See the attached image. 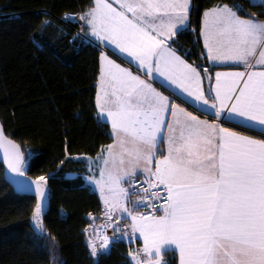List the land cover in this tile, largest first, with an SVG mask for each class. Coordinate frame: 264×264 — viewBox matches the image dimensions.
Returning a JSON list of instances; mask_svg holds the SVG:
<instances>
[{"label": "snow or ice", "instance_id": "6c2138e0", "mask_svg": "<svg viewBox=\"0 0 264 264\" xmlns=\"http://www.w3.org/2000/svg\"><path fill=\"white\" fill-rule=\"evenodd\" d=\"M114 3L118 7L110 0H94L80 17L93 36L126 54L129 63L136 61L146 76L164 77L189 97L194 93L183 81L194 83L195 100L214 110L217 121L236 117L243 127L258 128L264 136V22L241 18L238 12L243 9L227 4L204 13L201 35L206 58L245 67L215 73V88L210 89L214 95L209 98L199 90L200 71L169 44L188 19L190 0ZM101 60L95 103L98 117L110 122L115 142L100 158L103 167L95 183L108 219L119 209L131 218L132 233L143 238L146 259H137L139 253L132 259L136 264H164L162 253L171 249L178 253L179 264H264V139L201 120L107 55L102 54ZM169 116L175 121H169ZM161 144L166 145L165 152L158 147ZM0 148L5 149L9 167L23 175L19 146L5 137L2 127ZM140 169L148 185L145 194L161 201L162 209L145 204L143 198L132 202L134 208L126 206L129 193L122 184ZM46 183L44 176L35 181L41 202ZM141 206L153 211L137 214ZM161 210L163 214L156 215ZM41 211L38 203L35 220ZM110 243L105 236L100 248L107 249ZM91 246L96 255V246Z\"/></svg>", "mask_w": 264, "mask_h": 264}, {"label": "trees", "instance_id": "16d2710c", "mask_svg": "<svg viewBox=\"0 0 264 264\" xmlns=\"http://www.w3.org/2000/svg\"><path fill=\"white\" fill-rule=\"evenodd\" d=\"M190 2L189 26L174 43L195 63L205 60L199 30L206 10L239 6L241 18L264 21V6L249 0ZM91 4L0 0V122L28 160L27 175L47 181L36 231V198L13 191L0 161V264H132L131 244L114 241L96 259L85 244L86 217L98 216L101 205L82 181L83 163L73 157L95 156L111 136L95 104L101 49L88 40L83 25L64 18L83 14ZM162 258L165 264H179L173 251Z\"/></svg>", "mask_w": 264, "mask_h": 264}, {"label": "crops", "instance_id": "0c3cea01", "mask_svg": "<svg viewBox=\"0 0 264 264\" xmlns=\"http://www.w3.org/2000/svg\"><path fill=\"white\" fill-rule=\"evenodd\" d=\"M249 1L252 3H260L259 0H249ZM110 2H113L114 7H118V5H116L114 3V0H110ZM93 4H94V0H92L91 6L80 16H83L93 6ZM218 6H222V5H218ZM215 7H217V6H214L210 9L206 10L205 12H207V11H209ZM190 8H191V2H190ZM189 11H190V9H189ZM204 13L201 16L200 30H199V38H200V41L202 44L203 54L205 57V60L203 62L195 63V62L188 60L184 54H181V52L178 50V48L176 47V45L174 43V39H175V36L177 35V33L188 28V26H189L188 25V19L184 25L179 26V30L176 31V34L169 41V44H170L171 48L174 51H176V53L186 63L192 65L193 67H196L198 69V71H200V74L202 77V84L200 85L199 90H202L206 97L211 98V96L214 95V92L210 91V89H214L215 84H216L215 73H217V72L244 71L245 67L243 64H236V63H231V62H229V63H213L206 58V49L204 47V38L201 35L202 28H203ZM81 21H82L83 26L85 28L88 40L101 49V53L99 56V75H98V80H97L96 95H97V91H98L100 71H101V65H102L101 56H102V54H104V55H107L109 59L114 60L122 68H127L134 75H139L141 77V79H145L148 83H150L152 85L153 88H155V90L157 92L161 93L163 96L168 97V99H169V101H171V103L178 105V108H182L186 112H191L193 115L197 116L201 120H206V121H209L210 123L219 122L221 127H225V128H229L230 130L237 131V132L241 133L242 135L251 136L255 139H264V136L261 135V132L259 131L258 128L243 127L240 124L238 118H236V117H232L231 119L221 118L219 121H217V118L214 115H212V112L214 110L206 109V107L201 102L195 100L194 96H195V94H198V89L194 83H191L188 81H183L185 86L188 87L189 90L194 93V95L192 97H189L186 92H183L181 89L177 88L176 85H172L170 82L166 81L164 77H161V76L156 75V74H154L153 77L146 76L144 71L137 67L136 61L133 60L131 63H129L130 58H128L126 56V54H121V53H118L117 51H114L113 45L106 44V42L97 39L95 36L92 35L91 29L86 24V22L82 19H81ZM260 22H264V21H260ZM261 67L262 66L257 65V70H260ZM205 69L207 70V73H205V71H204ZM209 76L212 77L211 80L208 79ZM177 111H178V109H177ZM96 112H97L98 120L103 122L98 117L97 107H96ZM175 119H176V117H173V116L168 117L169 121H175ZM103 123H105V122H103ZM106 124L109 127L111 142L108 145L101 148L100 151L95 156H93V157L84 156L80 160L83 163V167H84V172L81 175L82 181L88 188H90L93 192L96 193V195L99 199L100 205H101V212L98 216L88 215L86 217L89 220L90 224L85 229V244L87 246V249L89 248V244H90V247H92L91 245L94 244L96 246V249L98 252L96 256L100 255L101 251H103V249L99 248V246L103 240L100 236V228L106 227L107 229H109V232H110V235L108 238H110L111 243L114 241H122V242H125L127 244L133 245L134 249H133V252L131 253V256L137 255V253H139V255L137 256V259L143 260V259H146L145 254L143 253V247H144L143 238L139 236V233L133 234L130 226H129L130 227V229H129V228H126V225H124V226L121 225L122 221H126V220L131 225V223L129 221L130 217H128L126 213H121V211L119 209H114L112 214H111V219L109 220L108 217L106 216V207H105L104 201L101 197L100 188L95 183V181L100 179V169H101V167H103L102 159H100V158L103 157L104 155H106L105 150L107 149V147L109 145L114 144V142H115V137L112 133L110 122L106 123ZM158 147L160 148V150L162 152L166 151V145L161 144ZM137 176H139V177L145 176L142 173V169L138 170L134 177H137ZM129 180H130L129 177H125L124 182L122 184V186L126 189H127V183ZM94 188H96V189H94ZM105 194H107V188H105ZM124 202L127 204V200ZM113 203H114V201H113ZM133 205H134V203H133ZM133 207H135V206H133ZM137 212L139 213L140 211L137 210ZM162 214H163L162 210L156 213V215H162ZM116 218H118V219H116ZM119 227H122V229L120 230ZM117 228L119 229V231L114 230ZM109 247H110V245H109ZM88 251H89V249H88ZM168 251H172V250L169 249ZM99 252H100V254H99ZM175 254L177 255L178 261H179L178 253L175 252ZM131 256H130V258H131ZM96 258H93V259H96ZM134 263L136 264V261H134ZM134 263H132V264H134Z\"/></svg>", "mask_w": 264, "mask_h": 264}, {"label": "water", "instance_id": "95a60500", "mask_svg": "<svg viewBox=\"0 0 264 264\" xmlns=\"http://www.w3.org/2000/svg\"><path fill=\"white\" fill-rule=\"evenodd\" d=\"M0 127L3 128L1 122H0ZM3 131H4V129H3ZM4 135H5V133H4ZM5 137L8 140L12 141L14 144H16V145L19 146V150H20V153H21V155L23 157V163H24L25 162V155L23 154L20 145L17 142H15L12 139H10L9 137H7L6 135H5ZM9 152H11V149H9ZM0 161H1V164L3 166V176H4V180L13 189V191L16 194H19V195H29V196H32V197L36 198L37 203H41L42 206H43L44 201L47 198V192L44 189L45 196H44L43 201L41 202L40 198L36 194V184H35V181H37V180L29 177L26 172L23 173L21 171V167H22L23 163L20 165V171L23 173V175H21V174H19L17 172H14L9 167L8 158H6L5 149L4 148H0Z\"/></svg>", "mask_w": 264, "mask_h": 264}, {"label": "built area", "instance_id": "2783aa9c", "mask_svg": "<svg viewBox=\"0 0 264 264\" xmlns=\"http://www.w3.org/2000/svg\"><path fill=\"white\" fill-rule=\"evenodd\" d=\"M64 20L76 23L80 27L82 26V21H81L79 15H67L64 18ZM144 181H145V176L134 177V178H132L131 180L128 181L127 190H128V193H129V197H128V200H127V207L134 208L133 207L134 205H133L131 199L135 198L136 201H137V200H140V199L143 198L145 204L155 203L157 205H160L161 209H162V207H164V205L162 204L161 201H159V200L152 201V200H150L148 198V196L150 194H148V195L145 194L144 189L147 188L148 185L146 183H144ZM153 191H156V189H153ZM161 194H163V193H161ZM137 210L142 212V213H151L153 211L152 208L144 207V206L139 207L138 209H136V211ZM157 212H159V211H157ZM109 235H110L109 229H107L106 227L100 228V236H101L102 239H104L105 236L109 237ZM99 248H100V246H99Z\"/></svg>", "mask_w": 264, "mask_h": 264}, {"label": "rangeland", "instance_id": "374dc122", "mask_svg": "<svg viewBox=\"0 0 264 264\" xmlns=\"http://www.w3.org/2000/svg\"><path fill=\"white\" fill-rule=\"evenodd\" d=\"M260 1V0H259ZM66 21V20H65ZM84 156H74L73 158L75 159V160H81L82 158H83ZM27 164H28V160L25 162V163H23V165H22V167H21V171L23 172V173H25L26 172V167H27ZM67 177H69V178H72V177H74L75 176V174H73V173H68L67 175H66ZM94 189H96V188H94ZM136 201V199L135 198H133L132 199V202H135ZM126 204V203H125ZM127 205V204H126ZM137 214H147V213H141V212H137ZM116 219H118V218H116ZM130 223H131V218H130ZM32 223H33V226H34V228H35V230L36 231H39V227L35 224L36 223V221H34V218H32ZM122 226H124V225H126V228H129L130 229V224H129V222L126 220V221H122V224H121ZM91 228V227H90ZM119 229L121 230L122 229V227H119ZM89 230V229H88ZM102 242H103V240H102ZM110 245V244H109ZM109 245H108V247H107V249H103V251H101V253H107L108 252V249H109ZM89 252H90V254H91V256L93 257V258H96L97 256V254L96 255H93L92 254V252H93V249H92V247H90V244H89ZM98 253V252H97ZM99 254H100V252H99ZM130 261L132 262V263H134V261L135 260H133L132 259V256H131V258H130ZM135 264V263H134Z\"/></svg>", "mask_w": 264, "mask_h": 264}]
</instances>
